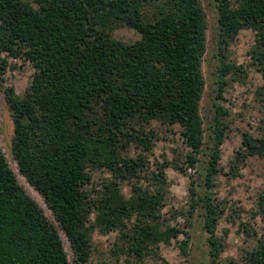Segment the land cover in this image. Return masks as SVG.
Wrapping results in <instances>:
<instances>
[{
	"label": "trees",
	"instance_id": "1",
	"mask_svg": "<svg viewBox=\"0 0 264 264\" xmlns=\"http://www.w3.org/2000/svg\"><path fill=\"white\" fill-rule=\"evenodd\" d=\"M215 1L219 49L241 29H251L250 64L264 79V0ZM121 25L140 37L115 39L111 32ZM206 30L200 0H0V97L13 121L11 153L57 222L24 190L0 147V264H72L59 229L74 262L84 264L95 227L117 231L116 252L141 264H173L159 255V246L175 239L185 254L189 232L184 226L194 212L207 234L209 264H264L263 237L240 259L222 258L225 240L216 233L218 223H234L245 210L218 195L217 176L236 177L249 156L264 157V135L243 132L223 171L221 144L229 135L230 113L217 105L205 142L200 101ZM9 58L34 67L22 95L4 85L7 68L14 66ZM226 59L220 56V96L229 80L247 77L243 65ZM258 96L264 108V82ZM153 122L179 126L185 166L164 158L150 169L148 155L161 138ZM131 144L139 149L135 155L126 152ZM168 166L183 173L189 166L196 174L188 188L189 207L163 213ZM101 167L111 178L100 189L89 188L88 168ZM125 180L128 196L121 188ZM256 206L250 215L264 219V190ZM238 227L247 236L255 234L243 221Z\"/></svg>",
	"mask_w": 264,
	"mask_h": 264
},
{
	"label": "rangeland",
	"instance_id": "2",
	"mask_svg": "<svg viewBox=\"0 0 264 264\" xmlns=\"http://www.w3.org/2000/svg\"><path fill=\"white\" fill-rule=\"evenodd\" d=\"M207 19L206 30V50L203 55L202 71L205 77V88L200 101V113L204 121L205 142L208 143L210 133V123L217 105L227 109L230 113L227 116L229 123L228 136L221 144V166L223 171L228 170V163L234 152L239 148L242 141L243 132H247L253 137L264 135V108L263 102L258 96V89L263 84L264 79L261 73L250 64L248 51L254 45V32L251 29L243 28L238 35L222 51L218 44V21L215 0H200ZM115 39L124 42H133L140 37V34L133 28L125 25L115 27L112 32ZM225 54L226 60L235 61L245 67L247 77L244 80H233L224 86V90L219 95V66L220 56ZM10 65L5 74L4 85H12L18 95H22L27 89L34 67L29 61H22L19 58H9ZM157 131L159 139L155 140L152 153L148 155V165L151 170H155L156 163L162 162L164 158L171 160L177 159L185 166V154L187 149L182 142L179 126L168 127L152 123ZM13 135V121L7 103L1 95L0 97V147L5 154L7 162L15 173L17 180L24 190L39 204L45 216L56 226L51 211L46 206L43 197L27 182L25 177L20 174L17 163L11 153V138ZM139 149L131 144L126 152L135 155ZM187 172H179L175 168L168 166L165 168L167 181L169 182V194L167 202L163 207V213L170 212L176 208L189 207V185L190 180L194 179L195 169L186 167ZM89 188L100 189L104 179H110L111 174L104 167L91 169ZM146 178L141 180L145 185ZM122 192L128 196L130 194V183L121 182ZM220 197L228 199L229 205L234 208H243L240 217L232 223L225 219L219 221L216 233L224 236L225 248L222 258L230 257L240 259L242 253L247 249H252L257 244V238H264V219L260 215L252 217L251 212L256 210L258 192L264 190V157L253 155L249 156L240 169V174L236 177H227L226 174L217 176L215 188ZM95 191L93 193L95 194ZM181 226L184 219L178 217ZM240 221L255 232L252 236L238 227ZM174 224L175 221H172ZM189 232V239L186 253L182 254L177 240L172 239L169 244L161 243L159 255L173 264H209L207 234L202 229V218L199 212H194L188 218V226H184ZM224 230L227 233L224 235ZM69 260L74 262V254L69 242L61 229H59ZM91 252L88 260L84 264H141L134 257L125 253H118L114 243L118 242V232L115 230L103 231L95 227L91 233ZM184 236L181 234L179 239Z\"/></svg>",
	"mask_w": 264,
	"mask_h": 264
}]
</instances>
